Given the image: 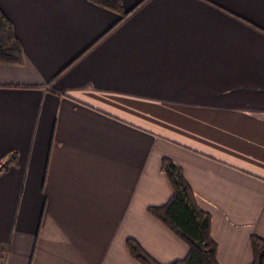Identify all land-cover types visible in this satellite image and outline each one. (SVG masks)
Here are the masks:
<instances>
[{
	"label": "crops",
	"instance_id": "obj_1",
	"mask_svg": "<svg viewBox=\"0 0 264 264\" xmlns=\"http://www.w3.org/2000/svg\"><path fill=\"white\" fill-rule=\"evenodd\" d=\"M0 0V264H139L187 246L148 207L170 158L210 214L219 264L264 239V0Z\"/></svg>",
	"mask_w": 264,
	"mask_h": 264
},
{
	"label": "trees",
	"instance_id": "obj_2",
	"mask_svg": "<svg viewBox=\"0 0 264 264\" xmlns=\"http://www.w3.org/2000/svg\"><path fill=\"white\" fill-rule=\"evenodd\" d=\"M100 7L126 15L121 0H88ZM21 44L15 35L12 22L0 8V64L21 65ZM14 161L8 156L0 163V171ZM161 170L167 176L172 193L168 200L158 206L148 207L149 213L168 227L186 246L185 257L167 264H219L216 258L217 245L211 237L210 214L201 209L195 194L186 181L182 169L170 158L161 159ZM253 258L250 264H264V239L250 236ZM127 248L139 264H162L154 260L134 239H127ZM0 248V261L3 259Z\"/></svg>",
	"mask_w": 264,
	"mask_h": 264
}]
</instances>
